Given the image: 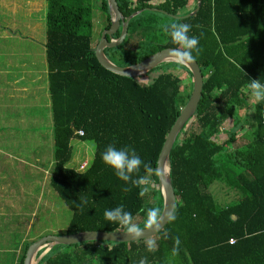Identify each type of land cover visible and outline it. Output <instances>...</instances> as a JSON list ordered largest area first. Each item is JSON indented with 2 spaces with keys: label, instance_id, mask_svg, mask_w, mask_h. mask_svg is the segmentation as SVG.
I'll use <instances>...</instances> for the list:
<instances>
[{
  "label": "trees",
  "instance_id": "trees-1",
  "mask_svg": "<svg viewBox=\"0 0 264 264\" xmlns=\"http://www.w3.org/2000/svg\"><path fill=\"white\" fill-rule=\"evenodd\" d=\"M95 1L48 0L54 138L50 184L72 210L65 233L119 231L140 222L148 227L159 218L164 198L158 158L194 88L191 81L184 89V76L171 70L180 67L193 77L178 62L162 64L164 71L147 82L140 78L149 72L129 77L104 67L93 46ZM118 3L125 17L142 12L130 20L125 41L105 49L112 61L127 66L163 48H181L195 57L204 75L198 109L170 155L175 211L152 238L58 244L38 264H264V0H202L200 10L187 18L146 8L185 15L196 9L198 0ZM101 7L109 28L108 0ZM156 13L168 19L160 21ZM253 97L258 98L255 113L244 117L241 110L249 108ZM231 119L233 127L220 142L221 126ZM194 121L197 128L188 132ZM247 124L248 141L235 145ZM73 138L96 144L84 171L67 165ZM148 173L157 188L144 186ZM216 181L235 192V201L219 206L209 189ZM33 242L24 246L17 264L24 263Z\"/></svg>",
  "mask_w": 264,
  "mask_h": 264
},
{
  "label": "rangeland",
  "instance_id": "rangeland-1",
  "mask_svg": "<svg viewBox=\"0 0 264 264\" xmlns=\"http://www.w3.org/2000/svg\"><path fill=\"white\" fill-rule=\"evenodd\" d=\"M13 4L14 1H23L22 4L26 3L27 0H0V4H6V2ZM48 1L46 0L45 4ZM19 4V3H17ZM21 4V3H20ZM102 0H96L93 6V46L94 48L100 43L102 39V33L105 30V26L108 23L107 12L101 7ZM194 3L190 4L186 9L189 10L193 7ZM44 14H48L47 6L43 9ZM156 17L160 21L168 19L167 16L156 13ZM46 20V18H45ZM156 36V35H155ZM157 37H161L157 34ZM139 38L137 37V41ZM135 40V44L137 43ZM161 64L160 67L155 68L147 76H143L140 79L143 82L151 81L156 78L164 69ZM171 70L177 75H182V87L188 88V85L193 81V77L187 74L184 69L173 66ZM194 83V82H193ZM258 98L253 97L250 99L249 108L241 110V115L244 117H251L254 112L253 103ZM29 101H33L29 99ZM0 144L3 152L0 150V173L12 175L18 170L19 164L22 162H34L39 158L43 168L40 172H36V177L40 178L41 183L32 184V168L25 166L23 169L27 175L23 185L9 184L0 186V207L9 205V209H19V207L25 208L26 211L31 209L35 214L32 216L21 217H0L1 226H9L11 233V244L20 245L26 241L25 246L32 241L46 236V235H62L65 234L67 226L72 217V210L66 205L64 200L58 195L56 190L50 184V177L54 166V138L52 135V120L48 113L47 107L41 104L29 103L25 106L9 104L6 100L5 103H0ZM51 110V109H50ZM41 122H39V118ZM250 122V121H249ZM248 123V122H247ZM250 124H247L244 129L239 130L238 141L235 145H242L246 143L247 136L250 133ZM233 127V120L226 122L221 126L222 132H219L217 140L223 141L227 136L226 132ZM197 128V123L194 121L188 127V132ZM41 130V132H40ZM41 134V136H39ZM73 158L67 164L68 166L78 168V166L88 160L92 162L95 155L96 144L91 140H84L81 138H73ZM37 145L38 149H37ZM37 150V151H36ZM13 164H18L16 169ZM144 181L146 189L157 188L154 179L150 173L147 174ZM32 176V177H31ZM1 181V179H0ZM7 189V190H5ZM219 206H226L231 202L235 201L236 194L234 191H229L228 188L218 181L214 182L210 188ZM3 194L7 197L2 198ZM41 197V201H39ZM141 220V217L137 218L136 221ZM8 221V223H5ZM135 228H145L144 223H133ZM91 243V241L88 242ZM43 250H41L42 253ZM0 260L5 262L6 258Z\"/></svg>",
  "mask_w": 264,
  "mask_h": 264
},
{
  "label": "crops",
  "instance_id": "crops-1",
  "mask_svg": "<svg viewBox=\"0 0 264 264\" xmlns=\"http://www.w3.org/2000/svg\"><path fill=\"white\" fill-rule=\"evenodd\" d=\"M22 2L14 1L10 4L7 1L6 4H0V103H5L6 100L9 104L19 106L26 104L28 106L29 103L41 104L47 107L46 116L50 115L52 120L46 52L47 14L45 15L43 11L45 6L48 8V3L45 4L46 0H27L28 4ZM41 118L42 116L39 122ZM0 148H2L1 144ZM0 150L3 152L2 149ZM37 161H40L39 158L32 163L22 162L19 168L18 164H13L18 170L12 175L0 173V186L23 185L27 176L23 171L25 166L33 169L31 183L40 184L41 180L36 177V172H40L43 166L41 163H36ZM76 169L79 170L80 165ZM4 197L7 200L3 194L2 198ZM38 200L41 201V197ZM32 210L26 211L23 207L9 209V205H4L0 207V217L23 218L34 215L35 211ZM10 232L9 226L0 225V257L7 259L5 262L0 260V264H17L26 243L24 241L20 245L11 244Z\"/></svg>",
  "mask_w": 264,
  "mask_h": 264
},
{
  "label": "water",
  "instance_id": "water-1",
  "mask_svg": "<svg viewBox=\"0 0 264 264\" xmlns=\"http://www.w3.org/2000/svg\"><path fill=\"white\" fill-rule=\"evenodd\" d=\"M108 4L111 14V26L105 28L102 33V39L95 48L96 56L104 67L120 75L139 77L147 74L161 64L178 62L185 65L193 74L194 88L191 97L168 133L158 158L156 170L164 198L163 210L159 218L153 224L145 228H131L119 231L87 230L77 233L43 236L30 244L23 264H38L53 246L58 244L72 245L88 241L131 242L152 238L165 228L175 211L177 197L171 178L170 155L178 135L198 109L203 93L204 75L195 57L181 48H163L147 56L140 62L127 66H121L112 61L106 54L105 49L117 47L125 41L129 31L130 20L142 12V10H138L125 17L119 8L118 0H108ZM201 6L202 0H198L196 9L185 15L172 14L159 8L146 9L160 11L174 18H187L195 15L200 10ZM120 29V35L115 37V33ZM166 167H168V169H166ZM41 250H43L42 253H39Z\"/></svg>",
  "mask_w": 264,
  "mask_h": 264
},
{
  "label": "built area",
  "instance_id": "built-area-1",
  "mask_svg": "<svg viewBox=\"0 0 264 264\" xmlns=\"http://www.w3.org/2000/svg\"><path fill=\"white\" fill-rule=\"evenodd\" d=\"M77 133H78L79 135H81V136H82V135H85V132H84L83 129H79V130L77 131ZM88 166H89L88 162L85 161V162H83V163L80 164V169H79V170L84 171V170H86V169L88 168ZM235 241H236L235 238H231L230 243H231V244H234Z\"/></svg>",
  "mask_w": 264,
  "mask_h": 264
},
{
  "label": "flooded vegetation",
  "instance_id": "flooded-vegetation-1",
  "mask_svg": "<svg viewBox=\"0 0 264 264\" xmlns=\"http://www.w3.org/2000/svg\"><path fill=\"white\" fill-rule=\"evenodd\" d=\"M110 26H111V25H110ZM118 31H119V30H118ZM116 33H117V32H116ZM116 33H115V34H116ZM114 36H115V35H114Z\"/></svg>",
  "mask_w": 264,
  "mask_h": 264
},
{
  "label": "bare ground",
  "instance_id": "bare-ground-1",
  "mask_svg": "<svg viewBox=\"0 0 264 264\" xmlns=\"http://www.w3.org/2000/svg\"><path fill=\"white\" fill-rule=\"evenodd\" d=\"M166 169H168V167H166Z\"/></svg>",
  "mask_w": 264,
  "mask_h": 264
}]
</instances>
